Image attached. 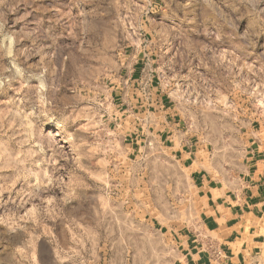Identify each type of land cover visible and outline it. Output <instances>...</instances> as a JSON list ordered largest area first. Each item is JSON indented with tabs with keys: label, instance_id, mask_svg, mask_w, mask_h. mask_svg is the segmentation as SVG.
Returning <instances> with one entry per match:
<instances>
[{
	"label": "clouds",
	"instance_id": "obj_1",
	"mask_svg": "<svg viewBox=\"0 0 264 264\" xmlns=\"http://www.w3.org/2000/svg\"><path fill=\"white\" fill-rule=\"evenodd\" d=\"M0 264H264V0H0Z\"/></svg>",
	"mask_w": 264,
	"mask_h": 264
},
{
	"label": "crops",
	"instance_id": "obj_2",
	"mask_svg": "<svg viewBox=\"0 0 264 264\" xmlns=\"http://www.w3.org/2000/svg\"><path fill=\"white\" fill-rule=\"evenodd\" d=\"M212 223H213V222L209 221V225H210V226H212ZM233 223H235V221H230V222H229L230 225L233 224Z\"/></svg>",
	"mask_w": 264,
	"mask_h": 264
}]
</instances>
